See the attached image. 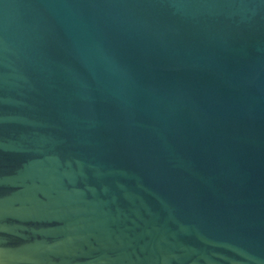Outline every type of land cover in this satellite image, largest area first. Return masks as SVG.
Returning <instances> with one entry per match:
<instances>
[{"label":"water","instance_id":"obj_1","mask_svg":"<svg viewBox=\"0 0 264 264\" xmlns=\"http://www.w3.org/2000/svg\"><path fill=\"white\" fill-rule=\"evenodd\" d=\"M0 264H264V0H0Z\"/></svg>","mask_w":264,"mask_h":264}]
</instances>
